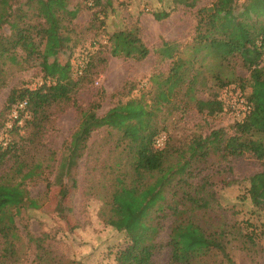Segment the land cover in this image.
<instances>
[{"label":"rangeland","instance_id":"obj_1","mask_svg":"<svg viewBox=\"0 0 264 264\" xmlns=\"http://www.w3.org/2000/svg\"><path fill=\"white\" fill-rule=\"evenodd\" d=\"M250 1L198 0L195 8L188 9L174 7L171 0H106V16L99 26L91 23L94 10L82 0H14L15 14L23 19L28 29L26 43L31 52L29 64L33 67L5 68L6 87L0 91V142L5 138V143L16 145L17 151L7 154L0 177L20 184L27 196L41 206L37 210L27 207L20 210L15 218L21 237L16 246L17 254L9 260L0 258V264H116L115 254L126 245L127 239L123 232L106 225L101 213H108L105 203L110 193L111 176L105 165L128 161L120 152L122 146L116 148L120 134L107 129L95 131L74 177L62 186L45 189L46 183L54 180L64 144L77 129V107L87 109L99 103V116L129 100H136L148 108L159 84L171 74L166 89L170 102L161 100L152 117L154 127L161 131V144L177 151L185 149L193 138L204 137L214 129L229 130L245 111L248 74L238 57L220 62L206 55L204 49L198 51L195 37L198 33L221 36L226 20L231 18L245 22L246 28L251 27L256 18L253 11L246 13ZM243 5L246 8L241 7ZM215 11H218L216 18L211 22ZM163 12L168 13L167 18L159 21L154 18ZM68 18L75 31L71 34L64 22ZM257 21H264V18L258 16ZM132 29L138 30V36L149 51L145 59L115 58L104 53L109 34ZM247 33L252 38L251 31ZM71 38L77 41L71 60L74 65L81 59L87 61L88 55L94 58L101 52L106 62L95 64L91 76L71 93L69 104L53 105L49 109L48 118L40 129L35 122L31 124V114L27 112L21 115L16 131L9 133L7 129L14 117L3 111V107L10 90L40 86V69L52 70L51 67L68 61ZM165 43L173 49L171 58L161 52ZM245 49L250 50V46L246 44ZM224 82L227 84L223 86ZM239 84H245L243 94ZM214 98L223 102L221 112L214 115L198 112L197 101ZM209 161L208 167L192 178V183L208 178L207 189L213 191L220 203L210 212L209 219L231 224L233 207L236 219L249 218L259 225L263 215L258 218L251 214L249 202L242 203L240 197L248 188L247 178L261 171L260 164L248 157L229 158L222 163H216L214 158ZM35 166L39 167L34 169ZM31 170L32 176L23 178ZM228 182L232 184L225 186ZM171 220L167 212L158 235L162 245L168 240ZM228 252L236 264H264V237L250 251L243 250L240 242L231 241ZM153 261V264H168V249L163 247ZM206 263L228 264L221 257L210 258Z\"/></svg>","mask_w":264,"mask_h":264},{"label":"trees","instance_id":"obj_2","mask_svg":"<svg viewBox=\"0 0 264 264\" xmlns=\"http://www.w3.org/2000/svg\"><path fill=\"white\" fill-rule=\"evenodd\" d=\"M82 1L89 5L90 10H94L91 13V23L100 26L106 16V0ZM171 1L174 7L183 6L188 9L195 8L198 2ZM247 8L246 13L253 11L256 18L251 27L246 28L245 22L240 23L231 18L226 20L225 32L221 36H202L198 33L197 38L195 37L198 51L202 48L206 55L220 62L238 57L248 74L249 93L245 96V111L229 130L214 129L204 137L193 138L185 149L177 151L170 150L165 144L158 146L156 141L161 131L154 127L153 111L158 108L157 104L161 100L170 102L166 89L172 79L171 74L163 84H159L149 109L136 100L118 104L102 116L97 114L99 103H94L87 109L77 107V129L64 144L54 180L47 182L45 189L49 191L52 186H62L66 180L74 177V171L95 131L107 129L120 134L116 148L122 146L120 152L128 161L105 165L111 176L110 193L105 203L108 213H101L105 224L123 232L127 239L126 245L115 254L116 264H153L155 254L163 247L168 249V264H207L213 257H221L228 264H236L228 252L231 241L240 242L243 250L250 251L264 237V21H257L258 16L264 18V0H252ZM217 12H214L211 22L215 20ZM228 15L227 13V17ZM167 16L168 13L163 12L154 15V18L159 21ZM64 22L69 34L75 32L71 27V19H65ZM248 30L251 31L252 38H249ZM27 33L23 19L15 14L14 0H0V91L6 87V67H33L29 64L31 52L26 43ZM106 42L108 47L104 53L111 57L141 61L149 54L137 29L111 33ZM69 44L66 63L53 66L52 70L40 69V86L35 89L10 90L3 111H7L11 117L13 110H16L17 117L7 129L9 133L16 131L21 115L27 112L31 114V124L35 122V126L40 129L42 122L48 118L49 109L53 105L69 104L71 93L79 83L91 76L95 64L106 62V57H101V52L94 58L88 55L87 61L83 60V66L76 67L71 60L77 41L71 38ZM246 44L250 46V50L245 49ZM172 50L165 43L161 52L171 58ZM76 70H80V74ZM238 80L242 81L240 78ZM226 84L224 82L223 86ZM238 88L243 94L245 84H239ZM23 102L25 105L19 109L18 105ZM196 108L200 113L214 115L222 111L223 102L217 98L197 101ZM5 142V138L0 142V169L5 164L7 154L17 151L16 145ZM243 157L259 163L261 171L247 178L248 188L240 200L242 203L248 201L252 208L249 212L258 218L263 215V220L259 225L252 223L249 218L239 221L235 218L237 213L232 207L231 224L212 222L209 214L220 203L215 199L213 191L207 189L208 178L204 177L203 180L200 179L201 182L196 183H192V178L208 167L211 158L216 159V163H222L229 158ZM38 167L35 166L34 169ZM20 170L18 169L19 173ZM32 174L33 170L23 178ZM231 184L232 182H228L225 186ZM40 206L38 201L27 196L20 184H12L0 177V258L9 260L17 254L16 246L21 237L15 218L20 210L24 207L37 210ZM167 212L172 220L168 240L162 245L158 242V235Z\"/></svg>","mask_w":264,"mask_h":264},{"label":"built area","instance_id":"obj_3","mask_svg":"<svg viewBox=\"0 0 264 264\" xmlns=\"http://www.w3.org/2000/svg\"><path fill=\"white\" fill-rule=\"evenodd\" d=\"M83 58V57H82ZM77 66L76 67H82L83 66V59H81L80 61H77L76 63H75ZM76 72H77V74H80V70H76ZM25 105V102H23V103H20L19 105H18V108L20 109V108H22L23 106ZM13 117L14 118H16L17 117V115H16V110H13ZM161 142H162V139L161 138H159V139H157V141H156V144L158 145V146H160L161 145Z\"/></svg>","mask_w":264,"mask_h":264}]
</instances>
